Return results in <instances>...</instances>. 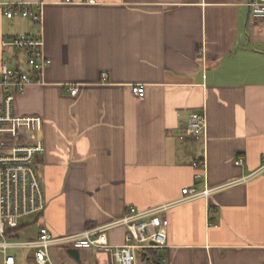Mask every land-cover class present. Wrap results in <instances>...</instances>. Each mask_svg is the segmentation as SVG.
Segmentation results:
<instances>
[{
  "label": "crops",
  "instance_id": "crops-1",
  "mask_svg": "<svg viewBox=\"0 0 264 264\" xmlns=\"http://www.w3.org/2000/svg\"><path fill=\"white\" fill-rule=\"evenodd\" d=\"M72 1L0 0V72L27 70L23 53L2 49L17 36L42 35L51 61L42 83L16 97L1 146L45 145L37 169L46 209L26 217L22 228L35 229L20 243L43 227L78 235L132 207L172 205L169 248L158 251L169 264H264V23H251L246 0ZM7 4L42 5V24L7 19ZM193 113L204 115V133L181 140ZM194 161L205 163L200 181ZM184 189L209 194L180 202ZM126 234L110 229L109 245ZM15 251L20 263L32 261ZM112 251L56 246L50 258L119 264Z\"/></svg>",
  "mask_w": 264,
  "mask_h": 264
},
{
  "label": "built area",
  "instance_id": "built-area-1",
  "mask_svg": "<svg viewBox=\"0 0 264 264\" xmlns=\"http://www.w3.org/2000/svg\"><path fill=\"white\" fill-rule=\"evenodd\" d=\"M66 3H75L66 0ZM78 3L94 4L95 0H81ZM249 9V18L252 24L264 23V0H246ZM7 19L13 20L21 17L34 24H42V5L7 4L3 8ZM4 52L23 53L26 58L27 70L19 67L11 68L3 64L0 72V87L3 91V100L0 103V252L2 264H52L50 251L56 246L69 245L74 249L112 248V256L119 264H169L167 256L154 254L159 250L167 249L169 219L167 212L172 205L157 207L145 211L129 208L125 216L108 227L91 228L84 233L70 236L54 237L51 232L43 227L39 237L34 241L15 242L8 241L11 232L19 228L20 221L26 217L38 216L46 209V197L43 185L38 174L37 158L44 154L43 140H36L29 144H19L12 151L2 150L3 138L9 126L15 123L13 114L14 101L17 96L25 93L27 87L42 83L43 75L51 65L50 59L45 55L43 36H17L2 41ZM76 96L79 87L74 86L69 90ZM133 93L143 98L145 89L137 85ZM205 128V117L202 113H193L190 116L185 133L181 140L199 139ZM243 161H238L240 165ZM205 163L194 161L192 167L197 171L196 181L202 179L199 172ZM258 173H264L263 165ZM209 190L184 189L185 196L180 202L194 201L208 196ZM116 227H125L127 234L121 246H110L107 232ZM11 250L29 251L32 261L20 263Z\"/></svg>",
  "mask_w": 264,
  "mask_h": 264
},
{
  "label": "rangeland",
  "instance_id": "rangeland-1",
  "mask_svg": "<svg viewBox=\"0 0 264 264\" xmlns=\"http://www.w3.org/2000/svg\"><path fill=\"white\" fill-rule=\"evenodd\" d=\"M30 219L31 218H26L24 220H21L20 221V225H21L20 229L12 231L11 236H8L7 240L8 241H15V242H22L26 238H31L32 236H30V235L32 234L33 230L35 229V226L30 225V226H26L25 228H22L23 225L28 222V220L30 221ZM0 241H2V240L0 239ZM20 252L23 253V251H20ZM25 252H29V251H25ZM10 253L11 254H18V251L11 250ZM2 260H3V256H2V253L0 252V264H2Z\"/></svg>",
  "mask_w": 264,
  "mask_h": 264
},
{
  "label": "water",
  "instance_id": "water-1",
  "mask_svg": "<svg viewBox=\"0 0 264 264\" xmlns=\"http://www.w3.org/2000/svg\"><path fill=\"white\" fill-rule=\"evenodd\" d=\"M69 254H70L71 256L77 258L79 253H78L77 250H69Z\"/></svg>",
  "mask_w": 264,
  "mask_h": 264
},
{
  "label": "trees",
  "instance_id": "trees-1",
  "mask_svg": "<svg viewBox=\"0 0 264 264\" xmlns=\"http://www.w3.org/2000/svg\"><path fill=\"white\" fill-rule=\"evenodd\" d=\"M157 256H158V253H157V254H154V257H155V258L153 257V261H155L156 259H158ZM154 263H155V262H154ZM154 263H150V264H154Z\"/></svg>",
  "mask_w": 264,
  "mask_h": 264
}]
</instances>
